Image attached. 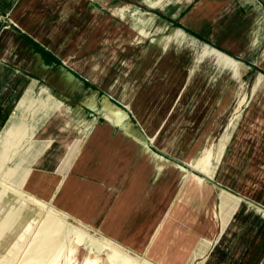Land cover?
<instances>
[{"label": "crops", "instance_id": "0c3cea01", "mask_svg": "<svg viewBox=\"0 0 264 264\" xmlns=\"http://www.w3.org/2000/svg\"><path fill=\"white\" fill-rule=\"evenodd\" d=\"M77 1L0 0V137L14 117L21 115V102L29 93L38 96L37 101H54L59 112L45 120L32 140L42 147L32 170L60 174L69 145L82 139L66 141L65 133L70 128L76 131L78 116L62 111L73 106L92 117L82 151L65 171L53 201L66 213L73 214L74 208V217L154 264H190L204 256L197 253L215 231L212 203L205 202L210 190L196 193L183 183L177 168L160 173L149 165L143 142L131 147V136L120 128L131 121L125 111L123 123L113 124L102 115L106 102L101 107L100 101L92 100L88 107L68 96L64 79L69 75L80 78L46 44L57 41L49 32L67 14L78 11ZM122 1L124 6H134L133 0ZM164 9L175 25L195 38V45L212 46L202 43L209 56L219 55L221 65L236 70L238 78L241 71L243 76L254 72L264 78V0H170ZM139 28L149 29L141 18ZM172 29L161 23L158 30L163 34L159 42L164 41L166 48L173 39L171 33H176ZM161 55L154 56V64ZM53 73L55 83L51 82ZM81 82L82 88L100 97L96 86ZM43 88L48 90L46 96L41 95ZM33 117L28 114L29 119Z\"/></svg>", "mask_w": 264, "mask_h": 264}, {"label": "rangeland", "instance_id": "374dc122", "mask_svg": "<svg viewBox=\"0 0 264 264\" xmlns=\"http://www.w3.org/2000/svg\"><path fill=\"white\" fill-rule=\"evenodd\" d=\"M94 1L95 0H83L82 2H78V11H72L67 14L61 21L60 26L54 27L51 29L52 32H49V34L54 35L53 38L57 41L49 42L46 45L49 49L61 54L64 57L63 60L69 72L77 74L78 78H80L79 80L75 76L74 80V78L69 75L64 79V81L68 83L69 78L73 79L76 86H80V88L77 86L75 90L68 87L66 91L68 96L73 98L77 104L88 107H92L91 103L92 100H94V102L100 101L101 107L106 102L107 105L121 108L131 116V121L128 120L125 125H121L120 127L121 130H124L131 136V147H139L138 141L143 142L159 155L177 162L191 173L199 176L193 185L192 183L188 184L194 187L196 193H200V183H205V190H210V192L205 195V202L206 204L208 202L212 203L211 217L212 220L216 222V229H214L215 231L211 238V243L208 245L206 252H204V256L198 260H193L190 264H264V218L249 216V214L252 213L250 207L264 211V152H258L255 146L256 142L253 139V135L260 134L264 136V130L261 131V128L264 127V123L255 122V124L247 130L245 146H243L244 139H237L234 137L236 125L246 111L250 99L253 97V86L258 81V74L253 72L243 76L241 71V81L242 84L247 87L246 95L248 96L246 103L242 105L240 111H236V107L239 104L238 95L236 93L233 94L234 91H232L233 96L231 95V97H229L231 93L230 90L222 91L221 95L213 101L212 105H215L211 106L210 109L205 112L206 114H208L209 111L216 113L212 116H207L205 127L203 129L200 128L193 137L190 136L189 131L193 125L190 128L188 125H191L190 121L193 117V112H195L191 110L192 108L190 106L192 99L190 98L193 86L196 82V76L194 74H189L190 77L186 79L183 89L184 94L180 99L181 101L167 108L166 112L162 113L156 119L157 123L153 124L151 129L153 132H159V142H157V145H152L150 140L147 137L145 138L143 126L139 119H147V116H149L148 113L151 112V109L155 108V104H151L147 116L145 111H141L139 114V110L133 106L136 109L137 117L130 110L122 107L123 102L119 104L118 100L112 96L110 93L112 87L114 84H126L129 86L128 94L125 97V103L136 105L134 100L138 99L147 81L152 77L155 66L154 56L165 53L167 49L159 42V38L163 36L161 32H158L161 23L168 24L170 27L174 28L172 31H176V33L172 32V37L170 38L179 39L181 45H177L178 48L191 42L195 45V38L188 36L173 23L174 21L169 18V14L164 13L163 10H165L164 8L170 0H133V8L141 10L148 17L155 18L153 25L148 31L145 28H139L140 16L134 15L128 9L121 13L123 15L117 12L118 8L124 6L122 5V0H116V3H111V0ZM202 43L204 42H201V44L196 43L195 45L199 50V54L201 55L202 53V55L201 59L200 56L198 57V62L196 61L193 65L189 66L192 71H195L199 64H202L207 57H210ZM54 77L53 73L52 83L53 81L54 83L57 82ZM163 77L164 79L162 81L167 82L168 75ZM81 81L96 86L100 91V97H98L97 92L82 88L83 82ZM92 81L98 82L95 84ZM133 87L136 89L134 90ZM51 92L52 91L49 93ZM53 93L54 92L51 94ZM54 94L57 96L56 93ZM227 96L229 97L228 100ZM37 97L38 96H33L29 93L24 98L23 102H21V115L14 117L4 129V131H6L19 124L24 112L28 109L29 114H34L33 119L28 118L32 138L24 145L22 152L15 156L11 162L6 164V169L15 167L24 158H29V164L33 166L35 163V161L32 160L33 154L42 152V147L32 142L33 137L45 120L56 112H59V109H56L54 101H37L35 100ZM259 103L257 109L264 104V101L261 100ZM64 110L62 112L65 114H76L77 116L80 114L82 117L81 120H79V117L77 119L79 121H77V125H75L76 131H72L70 128L65 133L64 136L66 137V141L71 142L77 136L83 139L93 123L92 117H87L86 113L75 109L73 106L72 108L66 107ZM130 112L136 117L135 119L137 121L132 117ZM102 115L106 118L105 109H103ZM259 118L264 119V114H256L253 117L254 120H258ZM39 120L43 121L39 122ZM70 120V125L73 127L75 124L74 118L72 117ZM187 122H189L188 125ZM77 126L80 131L77 130ZM4 131L0 137V151L3 149L4 142L7 140ZM168 137H171L172 141L174 140V144H172L175 149H178L181 144L185 143L184 150H187L185 156L190 157L189 163L186 164L183 162L175 153L169 154L165 149L162 150L158 148L164 139ZM82 139L71 143L69 146L79 144ZM196 146L197 148L193 152ZM251 146H255V148L253 149ZM69 153L70 151L68 148V153L59 171L62 175H65V171L72 160V156ZM20 174L16 176L17 180L15 178L14 181L17 186L19 185V187L22 188L21 185L23 184L21 183H24V186L27 185L24 189L25 192L37 197L39 200H45L44 202L48 205L60 210L57 203L52 201L56 196V192L59 190L58 188H55L50 193H43L37 188L35 182H33L31 178L26 177L23 172ZM19 175L21 177H19ZM19 178H22V182ZM185 178L186 175L182 177L183 183ZM27 179H29V181ZM19 180L20 182L18 183ZM201 180L203 182H200ZM220 189L241 198L246 205L238 206L234 210L228 228L219 242L223 227ZM197 200H200L199 197H196V201ZM67 214L70 216L69 219L81 221L74 217V208L73 214ZM73 222L74 221L71 222L70 220L64 222L65 228L61 234V239L65 242L68 241L70 236L68 227ZM81 222L89 227L90 234L103 235L90 225H87L83 221ZM25 233L26 232L21 235L19 233L17 235V238L19 237L17 241L19 242L18 246L21 248L18 255L19 257L17 258H20V263L23 261L21 264L36 259L40 260L39 264H55V262L58 264H66L68 262L63 256L64 251H61V253L58 252L60 251L59 248L55 249L52 243L46 240L45 234L37 239L36 236L34 237L30 235V233ZM1 237L3 238V236H0V239H2ZM4 237V240H7L6 236ZM15 238L12 239L13 241H10L11 243L6 242L5 248L0 254V263L4 262L7 258L11 246H13L16 241ZM136 254L142 256L138 253ZM85 258L86 253L81 257L79 264H82ZM48 259L49 261H47ZM147 260L151 264H154L149 259Z\"/></svg>", "mask_w": 264, "mask_h": 264}, {"label": "bare ground", "instance_id": "6f19581e", "mask_svg": "<svg viewBox=\"0 0 264 264\" xmlns=\"http://www.w3.org/2000/svg\"><path fill=\"white\" fill-rule=\"evenodd\" d=\"M82 1L83 0H79L78 2ZM96 1L97 0H95L94 2ZM127 9L130 10L134 15L140 16L141 23L143 24V26L146 25L148 28L153 24L155 20L154 17H148L141 10L133 7L122 6L121 8L117 9V12L121 14L124 10ZM161 45L164 46V41ZM177 45L180 46L181 44L179 39L175 38L171 41V43H169V46H167L165 53H163L159 57L154 66L152 77L147 81L145 88L139 95L138 99L134 100L136 105L125 103V97L128 94L129 88V86H127L126 84H114L111 90L112 96L118 100L119 104L123 102L122 107L130 110L136 116L137 114L135 108L139 110V114L141 113V111H145V114L147 116L149 107L151 106V104H155V108L151 109V112L148 113L149 116H147V119H139L143 126L142 128L145 138L147 137L152 145H157V142H159V132H153L151 129L153 124L157 123L156 119L162 113L166 112L167 108H170V106L174 105L176 102L179 103L181 101L180 99L184 94L183 89L186 83V79L190 77L191 74H194L196 76V82L193 86L190 98L192 99V103L190 106L192 108L191 110L195 112H193V117L190 121L191 125H188L189 122H187L189 128L193 125L191 129H189L191 137L196 135L200 128L203 129L205 127L208 115L212 116L216 113L209 111V113L206 114L205 112H207V110H209L211 106L215 105H212V103L217 97L221 95L222 91L230 90L231 93L229 97H231V95L233 96V94L235 93L238 95L239 104L236 107V111H240L242 105L245 104L247 100L246 86H244L241 79L238 78V73L236 70H233L231 68H224L220 63V58L216 55H211L210 57H207L205 61L202 62V64H199L195 71H192L189 66L193 65V63L196 61L198 62V57L200 56L201 59L202 53L201 55L199 54V50L194 44H186L183 47L181 46L180 48H178ZM165 75H168L167 82L162 81L164 79L163 76ZM68 81L69 83L65 81L64 83L75 90L77 86L73 79L69 78ZM133 89L135 90L136 88L133 87ZM232 91H234L233 94ZM47 92L48 90L46 88H43L41 91V95L44 96L45 94H47ZM229 97L227 96V100L229 99ZM261 100L264 101V78L260 76L253 88V97L252 99H250V102L248 101L249 104L247 106V109L240 118L235 129L234 137L237 139L242 138L245 140L243 142V146L246 145L247 130L251 128L255 124V122L264 123V119H253L254 115L256 114H264V104H262L263 106L261 105V107L257 109L260 104L259 101L261 102ZM133 106H135V108ZM28 114L29 109L24 112L19 124L13 126L11 129L4 131L6 133L7 140L4 142V147L0 151V236H3V238L1 237L2 239H0V254L5 248L6 242L11 243L10 241H13L12 239L16 237V241L14 242L13 246H11L7 258L0 264H15V262L16 264L20 263V258L17 257H19L18 255L21 248L18 246L19 242L17 241L19 237L17 238V235L19 233L21 235L24 232L30 233V235L34 237L36 236L37 239L45 234L46 240L50 241L55 249L59 248L60 251L58 252L61 253V251H64L63 256L66 260H68L67 263L65 262L66 264H79L81 261V257L85 253L86 258L82 262V264H151L145 256H139L132 250L116 243L115 241L99 233V235L90 234L89 227L82 224L81 221L69 219L70 216L67 213L57 210L56 208L48 205L46 202H44L45 200H39L37 197L28 194L24 190L27 186L26 183V186H24V183H21L23 185L20 184L22 188L19 187V185H16V183L14 182L15 178L17 180L16 176L23 172L26 177L31 178L33 182H35V185L39 190L47 194L52 192L55 188L59 189L65 178V175H61L59 173L50 174L46 172H33L32 166L29 164V158H24L15 167L6 169V164L11 162L15 156L20 154L24 145L28 143V140L30 138H32L30 123L28 121ZM78 117L79 120H81L82 117L80 114H78ZM105 117L113 124L121 125L126 118V114L121 108L117 106L106 105ZM263 130L264 127L261 128V131ZM90 131L91 127L89 128L88 133L83 137L82 141L80 140L81 142L79 144L69 146V154H71L72 160L67 170L72 166L74 161L80 155L82 151V143L84 142L85 137L90 133ZM253 139L256 142L255 146L257 147L256 149H258V152L263 153L264 136L260 134L253 135ZM173 141L171 140V137L165 138L162 142L163 145L160 144L161 146L159 145L158 148L162 150L165 149L169 154L175 153L183 162H185L186 164L189 163L190 157L185 156L187 151L184 150L185 143L181 144L178 149H175V147L173 146ZM255 146L251 147L254 149ZM142 147L144 148V155L147 158V162L149 163V165L153 166L160 173L170 167H175L181 172V179L184 175H186L184 184L188 185L189 183H192L193 185L195 180L198 179L199 176L191 173L185 167L161 155H158L155 152H152L150 148L146 146V144L143 143ZM196 148L197 146L195 147V149H193V152L196 150ZM40 153L41 152L34 153L32 160L36 161ZM20 175L19 177H21ZM26 177L24 176L25 179ZM19 179H21L22 182V178ZM27 180L29 181V179ZM19 182L20 180L18 181V183ZM200 182L203 181L201 180ZM199 188L200 193L204 192L205 183H200ZM220 197L221 209L223 211V227L219 242L228 228L234 210L238 206L246 205V203L241 198L222 189H220ZM250 208L252 210V213H250L249 216L264 218V211L258 208ZM66 220L74 222L71 223V225L68 227V233L70 236L68 241L65 242L61 239V234L64 231V222ZM212 221L213 227L214 229H216V222L214 220ZM4 236H6L7 240H4ZM210 243L211 239L207 240L206 243L202 245L200 252L197 253V256H203ZM47 261H49V259ZM39 262L40 260L36 259L29 260L23 264H39ZM55 264L58 263L55 262Z\"/></svg>", "mask_w": 264, "mask_h": 264}]
</instances>
